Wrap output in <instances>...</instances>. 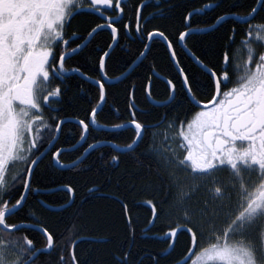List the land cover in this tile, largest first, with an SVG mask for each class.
<instances>
[{
	"label": "snow or ice",
	"instance_id": "obj_1",
	"mask_svg": "<svg viewBox=\"0 0 264 264\" xmlns=\"http://www.w3.org/2000/svg\"><path fill=\"white\" fill-rule=\"evenodd\" d=\"M253 4L245 17L231 12L218 15L207 29L193 28L194 17L204 13L205 9H219L220 4L193 8L184 16L182 26L185 30L168 35L157 30L147 32L145 36L140 15L144 5L128 8L127 0H0V264H36L45 252L56 253L51 264H79L74 248L58 250L60 237L47 226L41 227L43 221L30 209L19 218L20 222H12L27 205L32 178L45 158L51 156L52 165L60 168H75L83 162L81 158L71 165L61 164V150L56 148L53 139H58L61 125L78 124L83 133L80 135L82 143H87L89 124L113 133L131 129L134 133L132 143L122 149L119 145H111L126 153L139 148L152 127H160V124L151 126L140 122L137 112L141 110L136 107L132 92L128 97L127 123L111 128L97 125V111H104L107 106L105 84L112 83L105 71L106 61L113 59L121 41L131 38L133 31L143 51L125 61L127 71L119 79H128L148 53L163 47L175 67L173 79L176 82L166 80L170 95L159 106L175 105L179 85L186 98L200 109L191 119H177L170 127L165 125L174 135L164 138L163 147L149 150L158 157L155 164L163 172L161 178L167 179L170 200L182 213L179 220L184 226L172 228L166 239L173 241L171 246L174 247L178 232H187L190 236L192 250L180 264H207L208 261L264 264V203L253 202L246 209L242 203H237L235 208L223 209V228L207 222L216 242L203 251H197L202 247L197 235L204 236L205 225L191 204L197 192L216 182L215 173L223 171L225 166L233 175L241 171V166H244V172L258 166L255 181L264 187V15H261L264 0H253ZM126 8L132 12L131 16ZM79 16L94 17L92 25L83 32L72 31V22ZM257 19L260 22L253 23ZM233 20L242 21L246 27L230 28L225 33L217 60L211 67L187 48V40L192 35L202 31L215 32ZM104 32L110 39L104 46L107 50L96 44V37ZM145 39L151 43H145ZM174 40L206 74L207 90L203 93L209 97L206 103L192 94L189 74L182 66L184 56L178 54ZM89 49L102 52L95 69L100 74L99 80H92L80 68H66L68 61ZM73 74L89 80L97 89L88 123L84 119H61L62 109L54 107L62 103L68 91V79ZM152 88L149 80L144 87L149 100ZM52 113L57 115L53 117ZM169 140H174L177 148L183 149L182 153L177 154ZM99 146L88 144L85 153ZM17 162L24 165V170L11 174L10 168ZM186 185L194 187L186 189ZM55 191L66 192L69 197L75 195L71 186H62ZM72 202L70 199L69 205ZM168 203L169 200L160 202L159 213L157 205L151 206L155 219L165 214L164 205ZM29 220L36 223L29 224ZM32 232L37 235L29 238ZM20 233L28 234L18 235ZM41 235L43 248L39 247Z\"/></svg>",
	"mask_w": 264,
	"mask_h": 264
},
{
	"label": "trees",
	"instance_id": "obj_2",
	"mask_svg": "<svg viewBox=\"0 0 264 264\" xmlns=\"http://www.w3.org/2000/svg\"><path fill=\"white\" fill-rule=\"evenodd\" d=\"M217 3L220 4L219 9H205L204 13L194 17L192 27L207 29L214 17L230 12L238 17H245L254 6L253 0H127L128 8L135 9L141 4L144 5L140 9V15L145 36L147 32L157 30L164 31L166 35L170 32L175 34L178 30L183 31V19L187 12H191L193 8L204 9L207 4ZM128 8L126 12L131 16L132 12L128 11ZM83 19L87 20L88 16ZM259 22V19L253 21ZM234 27L243 28L246 25L233 20L215 32L194 34L187 40V48L211 67L217 60L223 36ZM84 30L83 28L82 31ZM106 42L110 43L107 32L96 37V44L104 50H107L104 47ZM144 42L149 44L150 41L145 39ZM173 46L177 47L179 55L184 56L182 66H185V71L189 74L192 94L206 103L209 99L203 95L207 90L206 74L184 54L175 40ZM140 51H143V48L133 31L131 38L121 41V47L117 49L113 59L106 61L108 80L122 76L127 71L125 61L133 59ZM100 55V51L86 50L84 54L68 61L66 68H80L86 76L99 80L100 74L95 69ZM157 75L176 82L173 79L175 67L163 47L148 53L147 58L135 68L128 79L116 84H105L107 106L97 114V125L111 128L127 123L130 92L134 96L136 107L141 110L137 112L140 122L151 126L160 124V127L150 129L149 135L134 152L122 153L105 144L111 143L119 145L120 149L124 148L134 139L131 129L113 133L89 124L87 143L75 151L63 152L60 157L61 164L71 165L84 155L88 144H102L92 150L77 167L64 169L54 166L51 163L52 157L49 156V191L71 186L75 190V199L70 207L63 210L52 211L41 207L35 209V214L41 221L43 211L48 214V219L41 225L47 226L49 231L60 237L57 241L58 250L74 248L79 264H122V261H127V264H157V261L158 264H180L192 250L187 232L177 233L173 249V241L166 239L172 228L184 226L179 220L182 213L173 206L168 195L167 179L161 178L163 172L155 164L158 157L150 154L149 150L163 147L164 138L171 136L169 127L172 121L191 119L192 114L199 109L186 98L179 85L175 105L158 107L151 104L144 91L149 80L153 85L151 97L155 102L167 101L170 95L167 84ZM96 92L94 85L82 79L80 75L73 74L68 79V91L60 105L63 118L84 119L88 123L90 108L96 103ZM161 133L164 135L161 136ZM81 134L83 133L78 124L63 125L56 148L64 150L74 147L80 142ZM168 143L176 149L177 154L180 153L182 148H177L175 142L169 140ZM113 157H116V160H113ZM216 180L208 185L207 189L202 188L197 192L191 202L194 210L202 216V223L205 225L204 236L200 237L199 233L197 235L198 243L202 245L197 251H202L210 245L212 234L207 222H213L217 228L224 222V200L214 199L213 194L209 193L211 188L218 187V178ZM192 187L194 186L186 185V189ZM70 199L68 193L58 191L50 193L48 203L50 207L61 208L68 204ZM164 200H169V203L164 205L165 214L160 219H155L151 206L157 205L159 213V204ZM32 235L37 233L32 232L29 237ZM40 241V247H45L42 235ZM55 255V252L40 255L36 264H51Z\"/></svg>",
	"mask_w": 264,
	"mask_h": 264
},
{
	"label": "flooded vegetation",
	"instance_id": "obj_3",
	"mask_svg": "<svg viewBox=\"0 0 264 264\" xmlns=\"http://www.w3.org/2000/svg\"><path fill=\"white\" fill-rule=\"evenodd\" d=\"M84 17L85 16H79L72 22V28H71L72 31L79 30L80 32H83L82 31L83 28L85 30L89 28L87 26L89 25L88 23L92 25V21L94 20V17L88 16V19L87 20L85 19L86 22H84L85 21L83 19ZM62 103L57 104L58 108H60V105H62ZM57 105H54V107H57ZM56 115L57 113H52L53 117H55ZM59 116L61 119H64L61 113H59ZM45 135L47 136L48 134L45 133ZM48 164H49V157L45 158L43 162L39 164L32 178V182L30 184L31 194L29 195L28 203L25 206V208L20 210V212L17 214V218H14L12 222H20L19 218L23 217L25 212L29 209L33 213H35V209H40L41 207L45 209H49L50 206L48 203V198L50 195V191L48 188ZM243 167L244 166H241V171L236 175H233V173L229 168H227V166H225L223 171L215 173V177L216 179L218 178V183H219L217 190L218 192H220V197L216 199L224 200L225 207H223V209L229 207L235 208L237 203H242V205L246 209L248 205L253 204V202L258 203V200H260L261 202L262 200H264V187H262L260 183H257L255 181V177L259 174L258 166H253L254 170L245 171V172L243 171ZM23 170H24V165L19 162L16 163L15 167L10 168L11 174H16L18 172H22ZM249 175L253 178L252 180L249 179L248 177ZM39 182L41 183L40 185ZM42 219L43 222L48 219V214L46 212L44 213V211H43ZM27 223L35 224L36 221L29 220L27 221ZM40 226L43 227V225ZM223 227H224V222L220 224V228ZM21 234H28V233H20L18 235Z\"/></svg>",
	"mask_w": 264,
	"mask_h": 264
},
{
	"label": "water",
	"instance_id": "obj_4",
	"mask_svg": "<svg viewBox=\"0 0 264 264\" xmlns=\"http://www.w3.org/2000/svg\"><path fill=\"white\" fill-rule=\"evenodd\" d=\"M237 21H239V22H241V23H243L242 21H240V20H237ZM200 33H207V32H204V31H202V32H200ZM151 43V41L149 42V44ZM144 60V59H143ZM142 60V61H143ZM141 61V62H142ZM195 64H196V62L194 61V60H192ZM140 62V63H141ZM197 65V64H196ZM198 66V65H197ZM199 67V66H198ZM200 68V67H199ZM201 69V68H200ZM202 70V69H201ZM123 76V75H122ZM122 76H120L119 78H121ZM82 79H84L82 76H80ZM157 77L159 78V79H161L163 82H165L166 83V80H168V79H166V78H164V77H162V76H160V75H157ZM119 78H117V79H115V80H110L112 83H108V84H116V83H118V82H120V81H123L124 79H119ZM85 80V79H84ZM93 80V79H92ZM87 82H89V83H91L89 80H86ZM92 84V83H91ZM92 85H94V84H92ZM95 86V85H94ZM148 97V96H147ZM149 99V98H148ZM150 101V103L151 104H153V105H155V106H158V107H162V106H159L160 104H162L163 102H155V103H153L152 101H154L153 99H152V97H151V100H149ZM199 109V108H198ZM99 111L100 110H98L97 111V114L99 113ZM71 120H73V121H76L75 119H71ZM62 126L63 125H61V128H62ZM96 127V126H95ZM97 128V127H96ZM61 133V132H60ZM89 134V133H88ZM88 134H86V136H87V138H88ZM59 137H60V135H59ZM59 137H58V139H59ZM54 139L56 140V144H57V142H58V139L56 138V137H54ZM85 143H82L81 141L77 144V145H75L74 147H72V148H70V149H67V151H75V150H77V149H79L80 147H82L83 145H84ZM105 144H107V145H113V144H111V143H105ZM99 145H102V144H99ZM114 148V147H113ZM116 149V148H115ZM117 151H119V152H122V153H124L123 151H120V150H118V149H116ZM67 151H63V150H61V154L63 153V152H67ZM92 151V150H91ZM90 151V152H91ZM90 152H88L87 154L86 153H84V155L81 157V158H83V160L88 156V154L90 153ZM80 158V159H81ZM79 159V160H80ZM80 164V163H79ZM64 169H68V168H64ZM70 169V168H69ZM54 192H58V191H50V193H54ZM74 199H75V195L74 196H72L71 197V200L72 201H74ZM73 204V202L69 205V203L68 204H66V205H64L63 207H61V208H54V207H49V209L50 210H52V211H60V210H63V209H65V208H68V207H70L71 205ZM175 241H176V238H175ZM174 245H175V243H174ZM172 249H173V247H172Z\"/></svg>",
	"mask_w": 264,
	"mask_h": 264
},
{
	"label": "rangeland",
	"instance_id": "obj_5",
	"mask_svg": "<svg viewBox=\"0 0 264 264\" xmlns=\"http://www.w3.org/2000/svg\"><path fill=\"white\" fill-rule=\"evenodd\" d=\"M174 135V132L173 131H171V136H173ZM171 142H174V140H170ZM182 151H183V149H181V151H180V153H182ZM217 186H215V188H211L209 191V193L210 194H213V197H214V199H216V198H218V197H220V192H218V190H217ZM259 201L260 200H258V203H259ZM260 203H264V200H262V202L260 201ZM216 241L214 240V239H211V241L209 242V244H211V243H215ZM203 251V250H202ZM207 264H220V262L219 261H208L207 262Z\"/></svg>",
	"mask_w": 264,
	"mask_h": 264
},
{
	"label": "bare ground",
	"instance_id": "obj_6",
	"mask_svg": "<svg viewBox=\"0 0 264 264\" xmlns=\"http://www.w3.org/2000/svg\"><path fill=\"white\" fill-rule=\"evenodd\" d=\"M117 79V78H116ZM115 80V79H114ZM165 102V101H164Z\"/></svg>",
	"mask_w": 264,
	"mask_h": 264
}]
</instances>
